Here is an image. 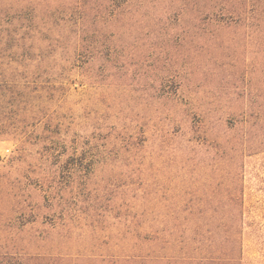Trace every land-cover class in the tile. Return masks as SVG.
<instances>
[{"label": "rangeland", "instance_id": "rangeland-1", "mask_svg": "<svg viewBox=\"0 0 264 264\" xmlns=\"http://www.w3.org/2000/svg\"><path fill=\"white\" fill-rule=\"evenodd\" d=\"M0 5L44 52L0 78L48 80L0 102V264H194L238 221L264 264V0Z\"/></svg>", "mask_w": 264, "mask_h": 264}, {"label": "trees", "instance_id": "trees-1", "mask_svg": "<svg viewBox=\"0 0 264 264\" xmlns=\"http://www.w3.org/2000/svg\"><path fill=\"white\" fill-rule=\"evenodd\" d=\"M2 5H0L1 7ZM7 8H2L0 9V65H6L7 68L9 69L11 66H9L11 63H8V61H13V62H28L31 63V61H33L34 59L37 60L41 57L44 56V52L43 51H37L36 55L33 56L30 54L29 49L32 48V46L29 45L30 42L32 41H28L27 39H34V36L29 35V31L28 29H30L32 27L31 24H27L25 25L24 21H33L34 20V16H22V14H19V16H9L8 11L6 10ZM66 14L65 11H58V10H54V14H57V16L55 15L52 19V21L45 22L43 27L46 28V31H48L49 33H51L50 35L53 37H38L37 38V43H40L42 41L46 42V48L45 51L48 50V53L51 51H49V49L52 50V44L53 41H59V36L58 35V31L56 30V28H61L62 25H65L66 23H74V24H82L84 21V18L86 15L82 14H78L77 18L74 20L72 18V7H70L68 10H66ZM20 17H23V19L20 20ZM73 20V21H72ZM18 21V22H16ZM40 33V32H39ZM40 47L37 44V50H39ZM77 48L74 47L72 49V53L74 52V57L77 58L78 56H80V53H77ZM19 58V59H17ZM41 60V59H40ZM38 60V61H40ZM26 63V64H28ZM25 64V65H26ZM29 77H32L31 79ZM24 76L23 81H17L16 79H4V78H0V102H4L2 100H4L5 98H7V103L11 104L13 101H15L16 99H18L20 96L22 97V92L18 91L19 89L16 88H22L23 91L25 90V92H28L29 95L33 92L39 91V90H43L44 88H46V83L48 82V80H41L40 79V75L33 76V74H31L30 76ZM38 79H40V81H38ZM38 82V83H37ZM34 96H32L33 98ZM19 100V99H18ZM22 102H27V99H23L21 100ZM30 117L33 119H36L38 117V114L31 112ZM42 118V117H41ZM43 119V118H42ZM40 120H36L35 122H39ZM19 122H22V120H19ZM0 129H2V127H0ZM235 212V211H234ZM236 218V212L233 214V220H235ZM232 230V235L236 238L232 237V246L230 247V249L228 251L223 252V254L225 256L221 257H214V256H209V257H205L202 256L200 257V259L198 260V262H195L194 264H236V253L237 251H239V239L238 236L240 234V225H239V221L238 223H233L230 226Z\"/></svg>", "mask_w": 264, "mask_h": 264}]
</instances>
